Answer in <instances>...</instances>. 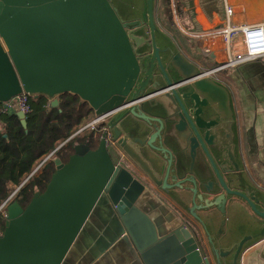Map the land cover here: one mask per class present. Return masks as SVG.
<instances>
[{
	"label": "water",
	"instance_id": "water-1",
	"mask_svg": "<svg viewBox=\"0 0 264 264\" xmlns=\"http://www.w3.org/2000/svg\"><path fill=\"white\" fill-rule=\"evenodd\" d=\"M154 6L147 0L145 18L125 19L111 0H0V102L25 92L46 95L55 107L60 95L72 93L111 131V141L104 131L96 149L76 143L67 162L56 157L45 190L26 207L17 200L8 205L0 264H65L103 196L145 264H213L187 223L161 235L140 208L155 186L176 199L184 192L192 212L201 209L213 221L242 200L251 207L250 233L235 242L228 233L209 237L216 264H241L246 247L264 238V190L246 173L231 90L177 49L157 25ZM153 100L158 115L147 113ZM16 113L27 128V115ZM129 116L144 119L151 129L146 139L123 128ZM171 133H185L184 150Z\"/></svg>",
	"mask_w": 264,
	"mask_h": 264
},
{
	"label": "crops",
	"instance_id": "crops-1",
	"mask_svg": "<svg viewBox=\"0 0 264 264\" xmlns=\"http://www.w3.org/2000/svg\"><path fill=\"white\" fill-rule=\"evenodd\" d=\"M230 1L243 9L249 21L264 20V0ZM146 8L147 6L140 17H146ZM155 9V19L156 11L161 13L157 21L160 27L167 28L169 33L164 28L161 30L168 35L177 49L204 71L225 61L224 52L207 54L195 45L197 37L224 27L226 18L224 0H155ZM200 54L202 56H199ZM206 62L208 68L204 66ZM227 69L230 71L225 72ZM227 69L219 70L224 74L221 78L217 77L229 87L233 96L238 120L240 153L247 176L251 184L263 191L264 60L257 59L237 68ZM49 101L51 104L50 98ZM94 118V113H91L84 126L89 125ZM103 126L109 128L108 123L107 125L104 123ZM90 128H86L84 134ZM100 132L102 135V130ZM179 193L185 197L181 195L180 199H176L155 186L152 192L144 196L139 206L150 217L151 222L161 229V235H167L183 222L187 223L197 233L203 247L210 252L213 264L216 262L211 252L209 237L228 233L233 235L232 241L235 242L251 232L248 222L252 220L254 213L247 202L240 201L238 210L227 207L226 213L224 215L218 213V218L213 221L206 218L201 209L192 212L189 197L182 191ZM196 214L205 222L204 226ZM65 264H145V262L127 228L124 227L120 215L115 211L111 201L103 196L69 251ZM241 264H264V238L246 247Z\"/></svg>",
	"mask_w": 264,
	"mask_h": 264
},
{
	"label": "trees",
	"instance_id": "trees-1",
	"mask_svg": "<svg viewBox=\"0 0 264 264\" xmlns=\"http://www.w3.org/2000/svg\"><path fill=\"white\" fill-rule=\"evenodd\" d=\"M32 111L27 114V128L17 113L0 115V204L29 176L36 165L62 142L74 135L93 113L89 103L78 95L66 93L59 96V105L52 106L46 95H33ZM102 125L97 126L101 128ZM90 129L84 135H75L58 149L37 175L33 174L13 200L26 207L36 191L45 190L56 170L55 158L67 162L75 152L76 143L89 142L91 149L99 145L101 132ZM5 223V222H4Z\"/></svg>",
	"mask_w": 264,
	"mask_h": 264
},
{
	"label": "built area",
	"instance_id": "built-area-1",
	"mask_svg": "<svg viewBox=\"0 0 264 264\" xmlns=\"http://www.w3.org/2000/svg\"><path fill=\"white\" fill-rule=\"evenodd\" d=\"M224 2L226 10L224 27L201 35L195 40V45L207 54L224 52L226 55L224 62L209 70L212 75L222 69L237 68L249 61L264 60V20L249 21L244 11L238 9L230 0H224ZM31 96L23 92L7 101L0 102V115L16 113L19 110L27 115L32 111ZM105 121L106 118L104 117L98 118L97 121H92L87 128L96 129L99 124H104ZM98 130L107 132V141H111V131L107 126H103ZM46 162H40L35 168V172L43 167ZM20 187L11 192L0 204V214L2 213L4 217H7V207L13 201Z\"/></svg>",
	"mask_w": 264,
	"mask_h": 264
},
{
	"label": "rangeland",
	"instance_id": "rangeland-1",
	"mask_svg": "<svg viewBox=\"0 0 264 264\" xmlns=\"http://www.w3.org/2000/svg\"><path fill=\"white\" fill-rule=\"evenodd\" d=\"M111 2H112V4L118 9V11H119V14H120V16L121 17H123V18H125V19H127V18H133V17H140V16H142L143 15V12H145V7L147 6V0H111ZM236 5V4H235ZM157 6V5H156ZM236 7L238 8V9H240V10H243L241 7H239V6H237L236 5ZM236 8V9H237ZM154 10H156L155 9V6H154ZM156 14H157V16H156V23H157V25L159 26V28L160 29H162V28H164L165 29V31L167 32V33H169V31H168V29L167 28H165V27H160V24L158 23V21L157 20H159L158 19V17L160 18V15H161V13H157V11H156ZM170 35L171 36H173L172 35V33L170 32ZM173 38H174V36H173ZM196 53V52H195ZM198 54H199V52H198ZM199 56H202V54H200ZM213 61V60H212ZM207 62H206V64L204 63V66H205V68H208L207 67ZM228 71H230V69H227L225 72H228ZM223 74H224V72L223 71H219V72H217L215 75L216 76H218V77H223ZM159 80L161 81V83H164L165 84V81L160 77L159 78ZM33 97V95L31 96V100L33 99L32 98ZM147 108H148V111H147V113H149V114H153V115H158V114H160L161 113V109L159 108V106H158V104H157V102L155 101V100H153V101H150V102H148L147 103ZM149 114H147L149 117H151V115H149ZM95 116V115H94ZM107 123L108 122H105V125H107ZM99 125H102V127H103V125L104 124H99ZM99 125H98V127H99ZM122 126H123V128H125L126 130H130V129H133V128H135V129H137L138 130V133H139V135L143 138V139H146L147 137H148V135H149V133H150V131H151V129L149 128V126L146 124V122L144 121V119H141V118H134V117H131V116H129V117H126V118H123V121H122ZM91 129V128H90ZM98 129V128H97ZM84 134V131L83 132H81V135H83ZM171 142H173L174 141V139L172 138V139H169ZM144 152L145 153H149V154H152L151 152H150V149H149V147H144ZM37 165H39V163L37 164ZM37 165H36V167H37ZM159 167H160V164L158 165ZM35 167V168H36ZM34 168V169H35ZM41 169H42V167L39 169V170H37L34 174L35 175H37V174H39L40 172H41ZM28 178V176L27 177H25L24 178V180H23V184L21 183L20 185H18V186H13V190L11 191V192H13L17 187H19V186H25L27 183H28V180L26 181V182H24L26 179ZM20 187V188H21ZM154 189V188H153ZM171 191H173L174 193H176V188H174L173 190H171ZM18 192V191H17ZM5 220H6V217H4V215L1 213L0 214V232H3V229H4V222H5Z\"/></svg>",
	"mask_w": 264,
	"mask_h": 264
},
{
	"label": "flooded vegetation",
	"instance_id": "flooded-vegetation-1",
	"mask_svg": "<svg viewBox=\"0 0 264 264\" xmlns=\"http://www.w3.org/2000/svg\"><path fill=\"white\" fill-rule=\"evenodd\" d=\"M215 74H216V73H215ZM215 74H213V77L216 78V79H218V77H217ZM147 96H150V94H148ZM127 101H128V100H127ZM127 101H126V102H127ZM128 102H129V101H128ZM128 102H127V103H128ZM168 122H169V125L171 124L170 127H172V125H173V126L175 125L173 121H168ZM162 124H163L162 126L165 125V121H164V120H162ZM180 127L183 128V130L185 129L186 131H189V130L187 129L188 126L185 127V126H181V125H180L179 128H180ZM101 128H102V127H101ZM184 134H185V133L177 134V135H176V134H172V133H171V137H173V139H174L176 142H178V146H179L181 149L184 147V142H185V136H184ZM189 135H192V134L190 133ZM156 139H157V140H156ZM156 139H155L154 143H155L156 145L160 146L159 143H158V142H160L159 138L157 137ZM161 147H162V146H161ZM182 150H184V149H182ZM188 156H189V155H188ZM200 156L202 157L201 154H200ZM203 160L206 162V159H205V158H204ZM201 161H202V160H201ZM210 175H211L212 178H213V175H212V172H211V171H210Z\"/></svg>",
	"mask_w": 264,
	"mask_h": 264
}]
</instances>
